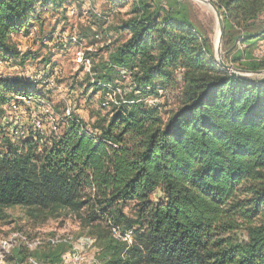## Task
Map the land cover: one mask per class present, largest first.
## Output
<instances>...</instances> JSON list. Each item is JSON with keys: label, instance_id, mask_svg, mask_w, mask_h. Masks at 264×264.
<instances>
[{"label": "trees", "instance_id": "obj_1", "mask_svg": "<svg viewBox=\"0 0 264 264\" xmlns=\"http://www.w3.org/2000/svg\"><path fill=\"white\" fill-rule=\"evenodd\" d=\"M109 1L130 7V18L110 30L120 38L107 46V60L91 68L95 83L86 74L71 86L96 95L97 82L113 84L118 69L128 70L136 88L126 100L134 103L99 107L105 114L90 126L101 132L97 142L80 134L87 125L73 114L47 147L4 131L13 102L34 91L26 80L0 76V214L13 208L76 214L104 264H264V80L220 65L211 41L193 25L190 0ZM208 1L223 19L224 64L264 71V0ZM68 2L0 0V64H25L31 56H20L12 37L43 28L47 15L62 12L67 20ZM89 38L82 29L79 41L92 44ZM175 85L177 104L165 118L139 99ZM25 110L32 113L24 109V125L13 121L32 132L45 117L36 109L29 120ZM130 207L134 214L126 213ZM110 223L133 231L129 249L112 237ZM71 249L61 244L31 253L20 246L6 264H61Z\"/></svg>", "mask_w": 264, "mask_h": 264}, {"label": "rangeland", "instance_id": "obj_2", "mask_svg": "<svg viewBox=\"0 0 264 264\" xmlns=\"http://www.w3.org/2000/svg\"><path fill=\"white\" fill-rule=\"evenodd\" d=\"M190 1L193 5V25L211 41L215 50L216 31H219V25L214 9L209 4L194 0ZM64 5L68 11H71V13L66 15L67 20L63 19L61 13L58 16L60 18L47 15L44 17L45 23L43 28L36 27L33 30L35 33L32 37H24L23 35L12 37V44L17 51L21 48L29 47V51L26 54H30L31 57L26 60L25 64L24 60L21 62L13 61L0 64V76L6 79H18L23 84L25 79L32 81L33 91L36 94L35 91L38 88L39 92L41 91L42 84L40 86L37 82H34V79L43 74V70L47 64L40 58L46 57L45 55H50L49 51L59 54L67 53L60 50L61 43L72 37L75 38L76 43L70 46V51L67 53L69 55L60 59L65 72L63 71L61 78L62 80L64 78V86L60 83L57 84L58 93L55 100L58 105H63L62 102L71 100L67 95L69 92V84L74 79L79 83L86 74H89L87 70L80 72L82 65L78 64L77 53L81 52L84 58L88 57L90 59L91 68L102 61H106L108 58L107 46H111L113 41H117L120 38L115 33H111L110 30L119 25L121 21L129 19L131 14L130 7L117 8L109 0H69ZM82 29L85 30V33L89 34V39L92 41V44L88 40H83V42L79 41ZM109 41L111 42L109 43ZM260 53H264V42L260 45ZM33 56L37 58H33ZM77 73L78 76H76ZM91 76L93 75L91 74ZM72 77L75 78L71 79ZM244 77L252 80H264V75L259 76L254 74L250 76L245 75ZM92 80L93 77H91V82ZM129 83V80L123 81V84H125L124 89L127 90ZM178 88L175 85L173 89H165V94L159 97L143 98L141 96L139 99L150 108H159L162 116L165 118L166 113L173 110L177 104V97L179 95ZM79 98L81 99L78 102L83 105L84 109L77 111L76 116L87 126L92 127L96 121L97 114L101 112L98 98H93L91 103L87 102L86 97L80 95V93ZM45 99L47 100V98ZM14 102L19 106L17 110L10 113V116H12L14 121H19L24 125L22 121L24 119L25 106L23 103H19L18 100ZM60 110L61 106L59 110H55V114L61 115L63 110ZM26 112L25 110V115L27 114V118L29 116V120L33 114H36L35 111H31L32 113ZM17 113H21L19 114L20 119L17 118ZM101 114L104 115L105 113L101 112ZM47 128L50 129L49 124H47ZM126 213L129 215L134 214L133 208L130 207L127 209ZM67 237L72 238L73 242L81 237H90L89 229L83 227L82 222L76 214L69 212L58 214L43 212L36 214L22 208L7 209L0 214V264L7 263L8 257L16 247H24V249L33 253L37 250H45L52 247L49 243L51 239ZM82 253L84 256L91 255V251ZM61 264L74 263L69 261V259H64L63 256Z\"/></svg>", "mask_w": 264, "mask_h": 264}, {"label": "built area", "instance_id": "obj_3", "mask_svg": "<svg viewBox=\"0 0 264 264\" xmlns=\"http://www.w3.org/2000/svg\"><path fill=\"white\" fill-rule=\"evenodd\" d=\"M35 30V29H34ZM35 31H33L28 37H32ZM111 41H109L110 43ZM76 43L75 38H71L69 40H65L61 43L60 50L63 52H69L70 46ZM110 46V45H109ZM29 47L21 48L18 52L20 56H24L28 53ZM78 55V64L84 66V70H87L88 73L93 76V80L91 83H95L94 74L91 72V62L89 58H84L81 52L77 53ZM260 57H264V53H259ZM120 71V79L113 84H105L97 82V85L102 89L101 90V99H100V108L106 111L111 110L112 108H118L121 105L126 103H134L128 102L126 100V95L128 92H131L136 88V85L133 81L132 74L128 70L119 69ZM62 75V70L58 67H53L47 70V73H43L39 75L34 82H37L40 86L47 88L51 93H58V85L57 80ZM28 81L27 79H25ZM129 80V87L127 90L124 89L123 81ZM32 83V81H28ZM158 88L159 95L165 94V90ZM19 103L24 104V108H30L32 111L36 109L41 110L43 116L45 117L46 122L50 125V129L46 128L44 123V118H39L35 121L32 132L22 125L18 126L14 124L12 116L10 113L18 109V105L13 102L12 108L10 112H8L2 120V127L4 131L9 135L13 140L17 139H28L32 138L34 141L39 142L40 144H44L47 147H51L53 145L54 140H59L62 130L67 127V124L70 119L73 117V108L68 107L61 115L55 114V109L52 103L44 97H40L35 93L26 94L23 96L17 97ZM21 101V102H20ZM141 101V100H140ZM137 102V101H136ZM49 130V132H48ZM81 135H85L88 138L98 141L100 139L101 132L95 129H92L90 126L83 127L80 131ZM53 138H52V137ZM110 231L112 237L127 246V249L132 246L134 242V233L130 229H125L119 226H114L110 223ZM50 246L57 247L61 244H67L72 247V249L64 255V259H69L74 264H104L99 261L96 257L97 248L96 241L91 237H81L80 239L73 242L72 238H54L49 241ZM91 251V255L84 256L82 252ZM31 264H38L33 259L30 260Z\"/></svg>", "mask_w": 264, "mask_h": 264}, {"label": "crops", "instance_id": "obj_4", "mask_svg": "<svg viewBox=\"0 0 264 264\" xmlns=\"http://www.w3.org/2000/svg\"><path fill=\"white\" fill-rule=\"evenodd\" d=\"M64 8H66V7H64ZM117 8H119V7H117ZM69 13H71V11H68L67 12V14H69ZM61 14H62V12H61ZM112 33V32H111ZM116 35V34H115ZM92 42V41H91ZM49 53H50V55H45L46 57H42V58H40V59H47V58H50L51 59V61H48V62H44V63H47L46 64V68H44V70H43V73H47V70L48 69H51V68H53V67H58V68H60L61 70H62V75H63V71L65 72V69H64V66H63V63L61 62V58L62 57H64L65 58V56L66 55H69V54H67V53H63V54H59V53H52V51H49ZM54 57H53V56ZM26 67V66H25ZM24 72H26V71H24ZM62 75H61V77H59L58 78V80H57V84L58 83H60L62 86H64L63 84V81H64V78H63V80L61 79L62 78ZM65 76V75H64ZM120 79V71H119V69L117 70V76H116V81L117 80H119ZM83 80H84V78H83ZM83 80H81V82L83 81ZM62 82V83H61ZM81 82H79V83H81ZM72 83V82H71ZM71 83L69 84V92H68V96H69V98L71 99V100H66V101H64V102H62V104L63 105H58L57 103H56V100H55V98L57 97V94H54V93H51L47 88H44L43 89V87H41L42 89H41V91L39 92V88L36 90V94H38V96H40V97H44V98H47V100L48 101H50L51 103H52V105H53V107H54V109L55 110H59L60 109V106H61V110H63L62 111V113L68 108V107H72L73 108V113H74V115L76 116V113H78L77 111H80V110H82V109H84V107H83V105L80 103V102H78L81 98H79V93H80V95H84L86 98L85 99H87L86 101L87 102H89V103H91L92 102V99L93 98H98V102H99V107H100V99H101V92H99V93H97L96 95H93V90H92V88H90V90H88L87 92H84L83 90H80L79 89V87L78 86H76L75 88H72V86H71ZM79 92V93H78ZM56 104V105H55ZM60 110V111H61Z\"/></svg>", "mask_w": 264, "mask_h": 264}, {"label": "water", "instance_id": "obj_5", "mask_svg": "<svg viewBox=\"0 0 264 264\" xmlns=\"http://www.w3.org/2000/svg\"><path fill=\"white\" fill-rule=\"evenodd\" d=\"M194 1H198V2H202V3H206L209 4L215 11L216 15H217V20H218V25H219V38H218V43H217V47L215 48V53H216V58L219 61L220 65H222L223 67H225V69L230 70L231 72L238 74V75H264V71H259L257 73H246L237 69H234L231 66H227L224 64V62L222 61L221 58V47H222V39H223V33H224V25H223V19L222 16L219 12V10L212 4L210 3L208 0H194Z\"/></svg>", "mask_w": 264, "mask_h": 264}, {"label": "bare ground", "instance_id": "obj_6", "mask_svg": "<svg viewBox=\"0 0 264 264\" xmlns=\"http://www.w3.org/2000/svg\"><path fill=\"white\" fill-rule=\"evenodd\" d=\"M216 39H215V47H217V43H218V38H219V31H216Z\"/></svg>", "mask_w": 264, "mask_h": 264}]
</instances>
